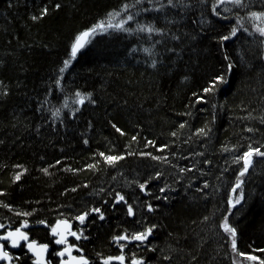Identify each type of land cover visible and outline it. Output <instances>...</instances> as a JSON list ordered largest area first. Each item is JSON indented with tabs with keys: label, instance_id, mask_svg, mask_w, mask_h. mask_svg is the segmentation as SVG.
<instances>
[{
	"label": "trees",
	"instance_id": "1",
	"mask_svg": "<svg viewBox=\"0 0 264 264\" xmlns=\"http://www.w3.org/2000/svg\"><path fill=\"white\" fill-rule=\"evenodd\" d=\"M125 3L135 7L118 20L134 15L125 24L133 31L96 34L61 72L75 37ZM173 3L0 0L5 228L24 224L44 242L48 228L66 219L82 234L77 247L90 264L118 252L126 264L264 260V157L253 155L232 191L243 168L239 158L250 147L264 152V36L255 31L264 21L249 17L264 12V0H243L244 6L225 0L216 7L220 15L212 11L216 0ZM138 24L163 32H139ZM234 27L236 35L222 40ZM214 81V90L204 92ZM78 92L91 98L80 104ZM108 156L122 159L110 164ZM241 195L232 207L229 201ZM85 213L81 223L77 217ZM225 217L236 229V250L221 226ZM153 225L142 244L111 243Z\"/></svg>",
	"mask_w": 264,
	"mask_h": 264
},
{
	"label": "snow or ice",
	"instance_id": "2",
	"mask_svg": "<svg viewBox=\"0 0 264 264\" xmlns=\"http://www.w3.org/2000/svg\"><path fill=\"white\" fill-rule=\"evenodd\" d=\"M140 2H141V0H136V3H140ZM178 2L183 3V0H178ZM230 2L237 5V6H244L243 0H230ZM223 3H225V0H216V4H214L212 7V11L215 15H220V13L216 12V7L220 4H223ZM167 4L171 5L173 7L177 6L176 4L173 3V0H167ZM57 7H59V5H57ZM131 7H135V5L134 4H128V3L123 4L119 11L114 10V11L110 12L108 14L107 20L100 21L99 23L94 25L92 28H90L86 31H83L79 35H77L75 37V41L71 45V59L66 60L64 62V67L61 68L60 71L63 72L65 69L68 68L69 64L71 63V60L76 58L77 53L80 52L82 49H84L85 46L91 42L90 38L95 36L96 34L107 32L109 29H116V30H121V31H126V32L133 31L132 29L125 27V24L128 21H133L135 19V16L132 14H128L127 19L126 20L121 19L118 24L112 23V21L116 17H120L122 13H127L128 9ZM163 8H164V5L161 4L160 9H158V10H162ZM144 11H148V9H144ZM46 13H47V9L44 10V14H46ZM138 14L139 13H137L136 15H138ZM249 17L255 21H264V12H250ZM33 19H37V18L33 17ZM239 19H242V18H239ZM241 27H242V25H241ZM136 31L147 32L149 34H151V33H162L163 32L162 29L156 28L152 24H144V25L138 24ZM237 31H238V28L234 27V28H232L229 36H224L221 39L222 40H229L232 36L236 35ZM244 31H247V29H244ZM255 31L258 32L261 36H264V26H260V24H256L255 25ZM144 51L149 52L150 50L145 48ZM153 67H155V61H153ZM232 67H233V65L231 63H229L228 69L231 70ZM216 81H219L220 83L226 82L225 78L223 76H218L216 78ZM216 81L213 82V87L205 88L204 92L213 91ZM76 95L79 97V103L80 104H83L86 99L91 98V94H87L86 96H84L78 92ZM65 106H67V105H65ZM53 115L59 116V110H57L55 113H53ZM200 131L203 132V129H201ZM254 154L264 157V152H261L259 149H253L250 147L249 150L244 152L243 156L239 158V160L243 161V168H242V170H241V172L237 178V184L232 190L233 193H235L236 190L241 187L242 182H243L241 180V177H243L245 175V173L248 171L250 165L252 164V157ZM101 155H103V153H101ZM105 159L111 164V163H113L119 159H122V157L108 156V157H105ZM239 160L237 162H239ZM44 171L46 172L47 169H45ZM20 175L21 174H18L15 179L19 180ZM140 188H141V190H144L145 185L141 184ZM161 191H164V189H161ZM242 198L243 197L241 195V196L237 197L235 200H230L229 203L232 207H235L237 204H240ZM118 200L124 201V197L119 196ZM148 210L153 211L152 205H150V204L148 205ZM93 211L99 212L100 210L99 209H93ZM128 214L130 216L134 214L133 208L131 207V205L128 206ZM25 215H29V213H25ZM87 215H88V213H85L84 215L77 217V219L81 223H83V221ZM100 218L103 219L102 213L100 214ZM40 223H44V222L41 221ZM24 226H26V225H24ZM221 226L226 233L230 234L232 248H233V250H236V235H237L236 229L229 224L227 217H225ZM4 227L5 226L3 224H0V228H4ZM154 227L155 226L153 225L152 227L147 228L143 232H138V233L131 235V237H129L127 235L114 237V240H116L117 242L122 241V240H124V241L134 240V241H139L142 244L152 234ZM52 232H53V234L60 237L59 239H57L55 241L57 244H68L67 236H73V237H76L77 240H79L81 238V235H82V234L77 235L76 232L71 231L70 225L68 224L67 221H58L56 226L52 227ZM0 239H4V240L10 239L12 241V246L17 247L21 240H24V241L28 240V236L20 228H17L15 230V232H8L6 236L0 237ZM85 239H86V237H85ZM27 247H28L29 251H32L36 254V256H37L36 264H44L43 253L47 251L48 245L45 244V245H39L38 246V245H36L35 241H32L27 245ZM73 247H74L73 245H69L62 252L58 253L59 256H64L65 253L68 254V259L65 261H62V264H89V261L86 258H84L83 256L76 257V256L72 255V248ZM120 247L123 248L124 245L121 244ZM261 251H264V249H262ZM240 255H244V253H240ZM11 259H12V257L9 256L8 252L3 250V245H0V260H9L10 261ZM248 259L259 260V257L249 256ZM112 261H118L119 264H124L125 256L122 253L120 256L108 257L107 259L104 260L103 264H111ZM132 264H143V261L133 259ZM260 264H264V260H260Z\"/></svg>",
	"mask_w": 264,
	"mask_h": 264
},
{
	"label": "flooded vegetation",
	"instance_id": "3",
	"mask_svg": "<svg viewBox=\"0 0 264 264\" xmlns=\"http://www.w3.org/2000/svg\"><path fill=\"white\" fill-rule=\"evenodd\" d=\"M54 223L48 228V235L47 239L48 241L44 242H37L35 239L31 237V233H29L28 228L26 226L21 225L20 227H15V228H0V236L4 235L7 233L9 230H14L17 228L23 229L28 235L29 239L35 241L37 244H43V245H48L49 250L46 254V257L44 259V264H59L61 260L63 259L58 255L60 251H62L64 248L68 247L69 245H73L74 247L72 248V254L75 256H83L86 258L88 261L89 259L85 256V254L78 249L77 247V239L76 237L73 236H67L68 244H57L55 241L58 238L57 235H51L52 227ZM73 225V224H71ZM0 245H3V250L8 252L9 256L12 257L10 261L7 260H2L0 261V264H33V258L28 255V252L24 250V245L21 244L18 247H13L9 241H1L0 240ZM122 252H118L116 254H111L108 257H116L121 255ZM124 255V254H123ZM125 256V255H124ZM107 257V258H108ZM67 258H64L63 260H66ZM133 260V259H132ZM90 264V261H89ZM111 264H119L118 262H111ZM124 264H126V258L124 261ZM129 264H131V259L129 260Z\"/></svg>",
	"mask_w": 264,
	"mask_h": 264
},
{
	"label": "water",
	"instance_id": "4",
	"mask_svg": "<svg viewBox=\"0 0 264 264\" xmlns=\"http://www.w3.org/2000/svg\"><path fill=\"white\" fill-rule=\"evenodd\" d=\"M88 30V29H87ZM84 31H86V30H84ZM83 32V31H82ZM237 184V183H236ZM236 184H235V186H236ZM234 186V187H235ZM142 193L144 194V190H142ZM130 216V215H129ZM132 216V215H131ZM130 216V217H131ZM58 221H67V220H65V219H61V220H57V221H55V223H54V225H53V227L54 226H56V224H57V222ZM68 222V224L70 225V230H71V223L69 222V221H67ZM15 230L16 229H14V230H9V231H7V233L8 232H15ZM23 232H25L23 229H21ZM7 233L6 234H4V235H1L0 237H4V236H6L7 235ZM26 233V232H25ZM27 234V233H26ZM51 235H55V234H53V232L51 231ZM27 236H28V240H26V241H24V240H21L20 242H19V245H21V244H23L24 245V250L25 251H27L28 252V255L30 256V257H32L33 258V264H36V261H37V256H36V254L34 253V252H32V251H29V249H28V247H27V245L30 243V242H32L33 240H30L29 239V235L27 234ZM58 238H60L59 236H58ZM1 241H9L10 242V244L12 245V241L9 239V240H4V239H0ZM18 245V246H19ZM36 245H43V244H37L36 243ZM17 246V247H18ZM65 249V248H64ZM63 249V250H64ZM48 250H49V247H48V249H47V251L46 252H44L43 253V261H44V259H45V257H46V254H47V252H48ZM62 250V251H63ZM62 251H60V252H62ZM59 252V253H60ZM73 255V254H72ZM73 256H75V255H73ZM120 256V255H119ZM60 257H62L63 259L64 258H67L68 259V254L67 253H65V255L64 256H60ZM76 257H78V256H76ZM61 260V262L59 263V264H62V261H65V260ZM66 259V260H67ZM0 261H2V260H0ZM7 261H9V260H7ZM112 262H118V261H112ZM119 263V262H118ZM131 264H132V260H131Z\"/></svg>",
	"mask_w": 264,
	"mask_h": 264
},
{
	"label": "rangeland",
	"instance_id": "5",
	"mask_svg": "<svg viewBox=\"0 0 264 264\" xmlns=\"http://www.w3.org/2000/svg\"><path fill=\"white\" fill-rule=\"evenodd\" d=\"M124 19H127V17L124 18ZM257 22H258V21H257ZM112 23H113V24H118V23H119L118 17L116 18V20H113ZM257 24H260V22H258ZM260 26H261V25H260ZM262 26H263V24H262ZM253 261H254V260H250V259H248V256H246V257H243V256H239V257H238V256H236V257H235V262H236V264H254ZM255 262H257V261H255Z\"/></svg>",
	"mask_w": 264,
	"mask_h": 264
},
{
	"label": "bare ground",
	"instance_id": "6",
	"mask_svg": "<svg viewBox=\"0 0 264 264\" xmlns=\"http://www.w3.org/2000/svg\"><path fill=\"white\" fill-rule=\"evenodd\" d=\"M61 220V219H58ZM66 220V219H65ZM57 221V220H56ZM68 221V220H67ZM70 222V221H69ZM55 223V222H54ZM71 223V222H70ZM72 224V223H71ZM71 231L76 232L77 235H80V232L78 230V228L75 225H71ZM118 237V236H117ZM120 242V241H119ZM122 242H132V240H128V241H124L122 240ZM111 243H115L117 244L118 242L116 240H114V238L112 239Z\"/></svg>",
	"mask_w": 264,
	"mask_h": 264
}]
</instances>
